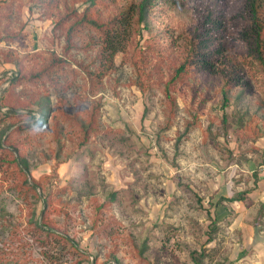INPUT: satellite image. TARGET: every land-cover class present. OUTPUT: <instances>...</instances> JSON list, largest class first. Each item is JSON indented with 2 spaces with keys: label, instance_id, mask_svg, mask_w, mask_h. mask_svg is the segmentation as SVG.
I'll use <instances>...</instances> for the list:
<instances>
[{
  "label": "rangeland",
  "instance_id": "1",
  "mask_svg": "<svg viewBox=\"0 0 264 264\" xmlns=\"http://www.w3.org/2000/svg\"><path fill=\"white\" fill-rule=\"evenodd\" d=\"M109 1L89 14L102 20L135 10L120 28L130 43L113 62L94 28L69 42L67 24L56 26L61 17L76 21L90 0H0V97L31 112L5 134L0 123L2 143L25 157L32 177L53 176L38 188L50 195L46 203L0 166V250L24 264H194L195 252L202 264H264V74L244 16L248 0H161L142 38L141 0ZM211 8L225 15L221 51L212 61L200 54L204 61L174 84L176 112L163 130L164 86L203 37L200 21ZM8 107L0 102V117ZM41 107L49 109L46 123L8 144ZM238 194L245 199L233 200ZM43 217L80 251L40 234Z\"/></svg>",
  "mask_w": 264,
  "mask_h": 264
},
{
  "label": "trees",
  "instance_id": "2",
  "mask_svg": "<svg viewBox=\"0 0 264 264\" xmlns=\"http://www.w3.org/2000/svg\"><path fill=\"white\" fill-rule=\"evenodd\" d=\"M50 4H57V0H49ZM161 0H141L138 2L136 9L137 13V33H140L139 35L142 38L143 30L146 29V31H149V18L150 14H152L155 11L156 5L160 3ZM109 0H90V4L87 8V11L84 10L83 14L79 16V18L72 22L67 20L65 17H61L56 22V26L63 27L67 24V39L70 42V38L74 37L77 33H79L81 30H83L86 26H90L94 28L96 31H98L103 39V55L106 54L107 61L113 62L115 55L119 52L124 50L125 43H130V38L127 36V31L120 30L121 27L124 26V24L131 18V13H135L134 8H128L126 10L117 11L112 18H103L102 20L97 19L96 17H93L91 14H89L88 10L94 9L97 6H106L109 4ZM171 2H176V0H173ZM48 3V2H47ZM51 8V7H50ZM76 12V9H74L72 12L68 13L67 17H70L73 13ZM224 13L222 10H214L206 9L203 14V19H201V23L199 27H203L201 30L200 38H196L197 42L193 43V46L191 49L187 52V56H185L182 63L177 66L175 70L174 76L170 79L169 82H167L164 86L165 90V96L167 99V120L165 125L163 126V130H167L171 128L173 124V117L176 112V99L175 95L173 93V86L178 81V79L182 78L183 74H185L192 65L196 63L197 60L201 59L200 54H204L205 52L210 53L209 55V61L213 60L215 56L218 55V53L221 51V43L216 44L217 40H222L221 38H224L225 30L227 29V25H225V20L223 19ZM245 18L249 19V29L252 33V48L254 49V55L256 57V60L258 61V68L260 69V72L264 74V0H248L246 3V11L244 12ZM121 21L120 24H117V19ZM125 22V23H124ZM195 37H199L197 34ZM194 37V38H195ZM195 39V40H196ZM140 41L138 42V44ZM128 44V43H127ZM138 45L135 46L136 49H141L143 47L138 48ZM144 46V45H143ZM152 48V47H151ZM61 60V59H60ZM50 67H47L44 71L33 74V78H39L40 76H45L44 74L50 73ZM233 75L231 77H228L227 81L225 82L223 86V93H224V103L223 106L226 108L229 105V96L228 91L231 90V86L233 83L232 81ZM20 79V78H18ZM140 86L144 85V79L141 83H139ZM4 92L1 94L0 102L2 106H9L8 110L5 111L0 117V123L5 124V132L10 129L12 126H14L16 123L21 122L19 117H30L31 112L27 114L19 113L18 109L19 107H14V105H10L7 100L3 97ZM1 110V108H0ZM49 113L48 108H40L39 116L37 117L35 114L32 115L34 118V121L31 123H22L19 126L15 127L10 134L6 136L5 141L10 144V140L14 134L22 133V131L30 130L35 125H44L47 121V114ZM92 114H87V118L90 120L89 126L92 125ZM8 119L10 121H8ZM17 119V120H16ZM89 130V128H86V130ZM188 131V129H186ZM3 134V135H4ZM261 134V133H259ZM258 135V134H257ZM3 136H0V149L7 152V157H0V166L4 165L6 170L10 172V174H13L17 178V186L20 190H24L26 193H30L34 195L38 199H44L46 203H48V199L50 195H42L39 193L38 188L45 191L46 186L45 184L47 182L51 183L52 175L45 174L42 175L39 179H36L32 177L29 173L30 169L27 165V162L25 160V157L22 156V154H19V157L16 155L14 151H10L9 147H6L2 143ZM180 138L178 139L180 143ZM178 143V144H179ZM177 144V146H178ZM17 149V148H16ZM20 152V151H19ZM264 160V159H263ZM262 160V161H263ZM23 165V166H22ZM25 167V168H24ZM56 173V172H55ZM259 174V173H258ZM49 190V189H48ZM233 200H241L245 199V195L238 194V196L232 197ZM224 200V198H223ZM5 217L4 209H2V212L0 213V216ZM36 230L40 234H45L47 236L55 235L59 238L65 239L70 243V245L74 248L75 251H80L75 244L73 240H71L68 236L63 235L59 232H56V230L49 228L47 225V222L45 221V218L43 217L41 221L39 219L36 220ZM213 230L216 231V227H213ZM46 240H42V242H45ZM205 250L198 251L199 256L201 258H204L206 255ZM192 259L194 261V264H202L201 261H199L196 256L194 257L195 253H192ZM197 255V254H196ZM0 264H24L21 261H19L16 258L11 257L6 252L0 250Z\"/></svg>",
  "mask_w": 264,
  "mask_h": 264
},
{
  "label": "built area",
  "instance_id": "3",
  "mask_svg": "<svg viewBox=\"0 0 264 264\" xmlns=\"http://www.w3.org/2000/svg\"><path fill=\"white\" fill-rule=\"evenodd\" d=\"M259 174L262 177V179L264 180V160L259 165Z\"/></svg>",
  "mask_w": 264,
  "mask_h": 264
}]
</instances>
